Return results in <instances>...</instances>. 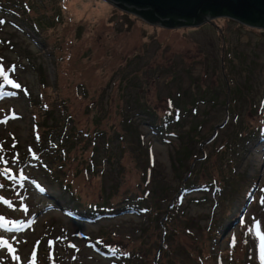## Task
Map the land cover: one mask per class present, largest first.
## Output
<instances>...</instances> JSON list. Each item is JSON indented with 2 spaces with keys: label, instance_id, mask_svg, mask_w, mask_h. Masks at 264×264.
I'll return each mask as SVG.
<instances>
[{
  "label": "rangeland",
  "instance_id": "obj_1",
  "mask_svg": "<svg viewBox=\"0 0 264 264\" xmlns=\"http://www.w3.org/2000/svg\"><path fill=\"white\" fill-rule=\"evenodd\" d=\"M0 264H264V28L0 0Z\"/></svg>",
  "mask_w": 264,
  "mask_h": 264
},
{
  "label": "water",
  "instance_id": "obj_2",
  "mask_svg": "<svg viewBox=\"0 0 264 264\" xmlns=\"http://www.w3.org/2000/svg\"><path fill=\"white\" fill-rule=\"evenodd\" d=\"M149 24L175 28L197 25L215 17L264 28V0H107Z\"/></svg>",
  "mask_w": 264,
  "mask_h": 264
},
{
  "label": "trees",
  "instance_id": "obj_3",
  "mask_svg": "<svg viewBox=\"0 0 264 264\" xmlns=\"http://www.w3.org/2000/svg\"><path fill=\"white\" fill-rule=\"evenodd\" d=\"M226 82H227V79H226ZM54 90L56 91V89H54ZM40 92H41V89H40ZM144 112L147 115V117L149 118V121L151 122L152 125L158 126L159 124L162 123V118L160 117V115L155 110L147 108L144 110ZM32 115H33V113H32Z\"/></svg>",
  "mask_w": 264,
  "mask_h": 264
}]
</instances>
